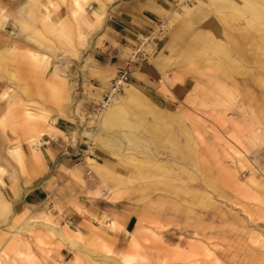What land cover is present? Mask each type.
Returning a JSON list of instances; mask_svg holds the SVG:
<instances>
[{
    "label": "rangeland",
    "instance_id": "obj_1",
    "mask_svg": "<svg viewBox=\"0 0 264 264\" xmlns=\"http://www.w3.org/2000/svg\"><path fill=\"white\" fill-rule=\"evenodd\" d=\"M132 1L0 0V264H264V26L242 17L197 64L223 11L172 0L130 51L157 69L144 100L107 126L124 86L98 110L87 53Z\"/></svg>",
    "mask_w": 264,
    "mask_h": 264
},
{
    "label": "crops",
    "instance_id": "obj_2",
    "mask_svg": "<svg viewBox=\"0 0 264 264\" xmlns=\"http://www.w3.org/2000/svg\"><path fill=\"white\" fill-rule=\"evenodd\" d=\"M207 0H199L203 3ZM217 9L222 10L221 16L213 17L211 21L212 31L200 33V38L204 41L198 47L195 43H188L185 47V55L188 53L197 55L202 52V49L210 47V53L213 54V47L222 44V38L231 37L230 31L236 28V22L244 17L246 23H251L253 28L260 29L264 26V0H208ZM128 4H119L109 12V17L105 20V35L106 42L103 48H97L88 51L87 57L89 58L88 64L92 70L87 71V90L93 93L101 94L103 90L107 89L106 82L114 77L120 69L126 67L129 59L130 51L134 48L136 38L139 36L152 32L153 28L159 21V16L168 12L172 6V0H135L127 2ZM84 3L77 5L81 7ZM73 5H75L73 0ZM100 10V9H99ZM94 10V14L101 16L102 12ZM157 20V21H156ZM247 40L250 45L256 48L264 47V41L258 40L250 32L247 34ZM159 44H163L162 38H159ZM205 51V50H204ZM205 58L206 54H199L197 64L202 62H209L213 65L212 55ZM218 54V53H217ZM221 57L225 63H229L230 57L227 53H221ZM45 59H50L47 54L43 55ZM130 84L124 86L122 98L114 106L109 108L103 115V123L107 126H127L123 114L127 111L133 110L137 105L134 101H143V94L135 86H143L151 82L152 78L156 75L157 69L151 66L146 61H139L138 63L131 64L130 66ZM89 86L96 88L94 91ZM141 106L148 107L154 110L152 104L141 102ZM144 110V109H143ZM137 116V115H136ZM162 116L167 119H172L176 115L163 110ZM69 124L66 122L57 127L59 130L64 131L68 129ZM160 124L156 125V129H147L148 133L157 137L159 132H162ZM57 130V129H56ZM61 140H53L48 138L43 148L46 154L55 153L57 150L55 143H61ZM54 146V147H53ZM45 189V186H42Z\"/></svg>",
    "mask_w": 264,
    "mask_h": 264
},
{
    "label": "built area",
    "instance_id": "obj_3",
    "mask_svg": "<svg viewBox=\"0 0 264 264\" xmlns=\"http://www.w3.org/2000/svg\"><path fill=\"white\" fill-rule=\"evenodd\" d=\"M186 3L191 2L192 0H184ZM162 24L159 25L157 28L158 32H161ZM150 36H146V39H148ZM137 52H133V54L129 57L126 67L123 69H120L115 77L110 81L109 85L107 86V89L102 92L101 100L99 103V106L97 109H103L107 106H109L113 100L116 98L118 93L121 91L123 86L127 84L130 78V66L131 64L137 59Z\"/></svg>",
    "mask_w": 264,
    "mask_h": 264
},
{
    "label": "bare ground",
    "instance_id": "obj_4",
    "mask_svg": "<svg viewBox=\"0 0 264 264\" xmlns=\"http://www.w3.org/2000/svg\"><path fill=\"white\" fill-rule=\"evenodd\" d=\"M87 1L88 0H74V3H75V5H76V7H77V5H80V4H82V3H87ZM80 7V6H79ZM79 9V8H78ZM145 40V39H144ZM144 40L140 43V45H138V47L136 48V51L135 52H137V51H139L142 47H143V45H144ZM126 85V84H125ZM124 85V86H125ZM114 102V101H113ZM110 105H112V103L110 104ZM109 105V106H110ZM102 114H103V112H102ZM101 114V115H102ZM87 158H89V157H87ZM26 256V255H25Z\"/></svg>",
    "mask_w": 264,
    "mask_h": 264
}]
</instances>
